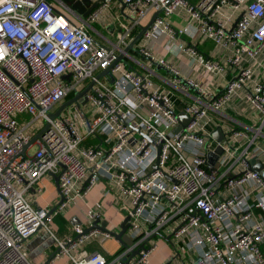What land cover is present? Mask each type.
<instances>
[{"label": "built area", "instance_id": "built-area-1", "mask_svg": "<svg viewBox=\"0 0 264 264\" xmlns=\"http://www.w3.org/2000/svg\"><path fill=\"white\" fill-rule=\"evenodd\" d=\"M92 1L98 5L83 19L64 0H0V264H33L26 240L41 230L57 247L47 264L64 257L68 264H151L162 240L173 247L163 264H264V0H119L122 13L133 14L124 29L110 24L118 20L111 0ZM174 14L186 16L184 27L168 22ZM96 24L114 27L113 37ZM159 28L189 41L181 50L210 83L155 57L146 41ZM198 36L227 51L225 61L199 54L190 42ZM158 66L168 87L154 80ZM91 82L80 101L50 118ZM40 119L45 124L31 131ZM219 129L222 141L214 138ZM49 175L59 176L63 199L53 213L35 206ZM103 183L133 241L113 260L85 249L114 238L110 232L74 223L60 237L53 228L56 215ZM102 214L91 208L89 226Z\"/></svg>", "mask_w": 264, "mask_h": 264}, {"label": "crops", "instance_id": "crops-1", "mask_svg": "<svg viewBox=\"0 0 264 264\" xmlns=\"http://www.w3.org/2000/svg\"><path fill=\"white\" fill-rule=\"evenodd\" d=\"M120 8L119 0H111V13H115L116 9ZM155 13H151L145 20L144 25L149 23ZM168 22L172 24L175 28H182L186 23V16L183 14H174L170 16ZM100 27L99 24H97ZM102 28H106L101 26ZM108 27H111L110 25ZM114 27H112L113 29ZM115 28L113 29V31ZM193 40V39H192ZM190 40L191 44L196 46L197 52L201 55L207 57L218 58L221 61H225L227 58L228 52L219 48L215 45L213 41L204 40L201 36H198L195 40ZM189 43L185 40L184 37H179L176 39H171L166 32L159 28L152 33V36L149 40L146 41V46L148 49H151L156 58H166L173 61L178 68L182 76L187 78H196L198 81L203 83H210L211 78L204 73L203 67L195 66L193 64V59L181 50V45L184 43ZM137 67V66H136ZM157 77H155V82L162 86H167L162 83V79L159 76H168L166 70L162 67H156ZM142 71V70H141ZM159 75V76H158ZM227 77H217L213 79V82L217 85H221L227 81ZM168 87V86H167ZM177 106H180L181 103L178 99H175ZM41 185L44 186L45 191L43 195L35 203L36 207H49L53 208L60 200L61 195L59 189L57 188L55 179L52 175L44 177L41 180ZM105 184H98L94 187L91 192L88 194L86 199L78 200L74 205H72L69 210L62 215L70 225L66 230L60 233L57 232L56 225H53L56 235L64 237L66 235L72 234L70 228L74 223H81L87 228L89 222L87 219L88 211L93 208L100 206L103 209L102 223H107V229H112L119 231L122 222L125 219L123 213H121L116 203L114 202V196L112 194L105 195L106 192ZM117 228V229H116ZM124 248V247L115 237L110 238L106 241L100 242L94 240L91 243L87 244L85 249L86 252H95L98 251L106 256L109 260H113ZM26 249L29 253V258L33 264H47L50 263L56 254L57 247L56 243L51 235L44 231H38L33 234L26 240ZM173 247L172 244L168 241L162 240L159 242L158 249L152 257L151 264H163L167 262L172 255ZM53 264H68L66 257L54 260Z\"/></svg>", "mask_w": 264, "mask_h": 264}, {"label": "water", "instance_id": "water-1", "mask_svg": "<svg viewBox=\"0 0 264 264\" xmlns=\"http://www.w3.org/2000/svg\"><path fill=\"white\" fill-rule=\"evenodd\" d=\"M67 4H69L83 19L86 18L91 12L92 10L97 7L98 5V2H93L92 0H64ZM126 7V5L123 3V6H122V10H124V8ZM161 14V11H158L155 13V15L152 17V19L149 21V23H147L146 25H142L140 26L139 28V31L138 33L135 35V37L133 38V40L129 43V45L126 47L125 49V52L128 53L129 51L131 50H134L135 49V46L139 43V41L142 39L144 33L146 31H148L152 25L154 24L155 22V19ZM124 58H123V55H120L116 62H119V61H123ZM112 67H109L108 69L102 71L100 74H98V77H101V76H106L110 73V70H111ZM64 79H68L69 76H64L63 77ZM93 85V82L90 83V85L87 87L86 90H84L83 92L81 93H76V95L66 101L65 103H63L58 111L55 113V114H50V118L54 119L58 116H60L61 112L68 106H70L71 104L73 103H77L78 101H80L82 99V97L91 89ZM182 124H184L186 121H187V116L185 114H180L179 116ZM181 126H179L177 128V131L181 130ZM40 135L38 134L34 139L33 141L38 138ZM214 138L217 140V141H222L223 140V133L222 131L219 129L217 130L215 133H214ZM216 152L218 154H220L222 152V149L221 147H218ZM263 165L261 166H258L256 167L255 169L257 171H260L262 169ZM264 174V172H263ZM54 179H55V182H56V185H57V188L59 189V192H60V187H59V176L57 175H54L53 176ZM63 199H61L62 201ZM55 210V207L50 211V213H53ZM128 219L125 218L124 221L122 222L121 226H120V231L119 232H114V231H109L107 229V223H102V221L100 219L94 221L89 227H87L85 229V232H89L90 230H93V229H96V228H99V229H102L104 231H107V232H110L124 247H128L130 246L133 241L130 239V237L127 235V229H128ZM81 224V223H80ZM136 253V252H135Z\"/></svg>", "mask_w": 264, "mask_h": 264}, {"label": "rangeland", "instance_id": "rangeland-1", "mask_svg": "<svg viewBox=\"0 0 264 264\" xmlns=\"http://www.w3.org/2000/svg\"><path fill=\"white\" fill-rule=\"evenodd\" d=\"M190 1L193 2V3H195V4H197V3H199L201 0H190ZM114 15L118 18V20L114 19V23H110V24L113 25V26H116L118 29H119V28L124 29L125 26H127V25L130 24V20H129V19H130V18H133V17H132L133 14H131V13L128 11V9H125V13H122L121 8H119V9L117 8V9L115 10ZM94 28L97 29V30H96L97 32H100V33L104 34L105 36L107 35V36H109V37H113V29H114V28L112 29V27L102 28L101 26H100V27H98V26H94ZM91 33H92V35H94V37H96V38H100L99 34L96 33L95 31H91ZM28 120H29V118H25V119L23 120V122L25 123V122L28 121ZM44 124H45V121H44L43 119H40V120L35 124V126L32 127L31 131H36L37 128H41ZM34 150H35V148H32V149H31V152L34 151ZM116 229H117V228H116Z\"/></svg>", "mask_w": 264, "mask_h": 264}, {"label": "trees", "instance_id": "trees-1", "mask_svg": "<svg viewBox=\"0 0 264 264\" xmlns=\"http://www.w3.org/2000/svg\"><path fill=\"white\" fill-rule=\"evenodd\" d=\"M95 26H98L97 24ZM137 34V33H136ZM88 144H92L93 141H87ZM54 225H56L57 232L65 231L70 223L60 214L56 215L53 220Z\"/></svg>", "mask_w": 264, "mask_h": 264}]
</instances>
